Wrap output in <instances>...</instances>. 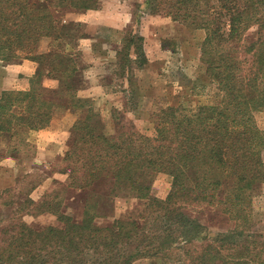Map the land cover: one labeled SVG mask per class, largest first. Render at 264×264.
<instances>
[{"label":"trees","instance_id":"16d2710c","mask_svg":"<svg viewBox=\"0 0 264 264\" xmlns=\"http://www.w3.org/2000/svg\"><path fill=\"white\" fill-rule=\"evenodd\" d=\"M144 4L152 15L204 31L205 72L195 88L214 84L220 92L193 108L177 102L160 109L151 135L124 115L108 124L79 96L87 66L78 45L88 33L68 19L98 9L100 0H0V63L37 64L28 90L0 96V162L18 159L59 109L77 115L62 160L67 180L36 205L59 226L21 223L4 240L0 264H264V231L254 210L264 186V130L255 118L264 113V0ZM44 39L51 48L39 53ZM143 40L130 35L123 41L122 77L133 63L148 64ZM159 174L172 180L165 199L152 195ZM118 197L138 205L115 218ZM199 215L228 226L213 231Z\"/></svg>","mask_w":264,"mask_h":264},{"label":"rangeland","instance_id":"374dc122","mask_svg":"<svg viewBox=\"0 0 264 264\" xmlns=\"http://www.w3.org/2000/svg\"><path fill=\"white\" fill-rule=\"evenodd\" d=\"M143 7H146L144 3L143 6L136 4L132 10L133 19L123 32L111 31L100 26L92 27V29L87 28L84 23L76 20L85 12L70 14L68 20L83 24L82 32L99 35L98 57L96 58L104 61L103 65L98 64V68L100 66L102 68L103 82L110 87L109 89L114 87L119 90V88L124 87L128 91L124 96L117 95L116 97L96 98L87 96V89L90 85L88 77L92 79V76L94 77L96 74L94 72H91V75L88 74V65L82 56L81 60L87 66L83 72L86 83L84 88L79 91V96L89 99L95 110L101 113L108 124L115 115H124V118L132 121L141 133L151 135L154 130L156 114L159 113L160 109L169 104L178 105L177 102L186 103L187 107L193 108L198 104L212 102L210 100L218 97L220 92L214 84L205 89L195 88L196 81L205 72L200 60V46L206 36L204 31L177 25L171 18H165V14L148 19L149 23L145 19L142 21L144 15L141 12L144 11L152 15ZM145 22L149 28L140 32L141 24ZM143 34L145 35L143 47L148 58V64L141 69L133 63L126 70L125 77H122L123 74H121L117 64L118 57L117 63L111 62L115 60V52L122 49L126 36ZM102 41L107 43L108 48L102 46ZM50 48L49 40L44 39L38 48V52L46 53ZM78 49L81 52L79 45ZM0 78H3V72H0ZM128 78L131 80L130 85L126 83ZM44 84L49 88L57 87V81L54 80H45ZM123 103L124 106L127 105L126 111L114 110L116 104ZM70 112L77 120V115L72 111ZM62 113L66 114V111ZM60 116L61 114L56 119ZM255 118L258 126L264 130V113L257 114ZM35 133L31 136L30 146L19 153L18 159L14 158L17 161L14 173L16 176L15 185L0 193V250L4 249L6 245L4 240L9 239L11 234L19 231L21 223L40 228L59 226L55 215L40 214L36 205L46 195L57 191L58 182H66L67 175L62 173L66 169V163L62 161L64 158L62 156L38 153ZM171 181L168 175L159 174L153 183L152 195L159 199H165L171 189ZM35 189L36 191H34ZM137 205V200L126 197L116 198L114 217H122ZM71 210L73 211V209ZM254 210L257 229L264 231V186L260 194L254 199ZM199 217L204 222L210 223L214 228L213 231H217L218 227L228 226L221 218H217L211 223L207 216L199 215ZM134 264H159V261L140 259Z\"/></svg>","mask_w":264,"mask_h":264},{"label":"crops","instance_id":"0c3cea01","mask_svg":"<svg viewBox=\"0 0 264 264\" xmlns=\"http://www.w3.org/2000/svg\"><path fill=\"white\" fill-rule=\"evenodd\" d=\"M100 7L96 10H89L76 20L84 23L87 28L92 27H103L105 29L117 32H123L125 28L133 19V8L136 4H142L144 0H100ZM144 8V7H143ZM144 10V9H143ZM144 17L142 21L150 18H156L161 15H150L146 12H141ZM165 18H169L166 15ZM172 20V19H171ZM149 23V22H148ZM163 27V26H162ZM147 23H142L140 27V32L148 29ZM143 38L145 35H141ZM123 41V40H122ZM99 44V35L88 34L84 39L79 42V48L81 49L83 59L88 65L87 72L91 75V72L95 73L96 76H92L90 80V85L88 87L87 96L90 97H104V96H124L128 91L127 88H119V90L114 87L109 89L107 85L103 82V76L101 75L102 68L99 65H103L104 61L100 60L98 57L97 50ZM102 46L108 48L106 42L102 41ZM145 50V49H144ZM118 52H115V60L111 61L117 63ZM94 64V65H93ZM37 71V64L31 60H23L17 65H3L0 63V72H3V78H0V96L5 91L20 90L25 91L30 87V80L35 75ZM99 71V73H98ZM86 90V91H87ZM119 99V97H117ZM123 104H116L115 111L127 109V105L124 107ZM123 107V108H122ZM62 113V112H65ZM61 116L56 119L57 116ZM76 119L72 113L65 109H59L54 118L52 119L50 125L39 132L35 133V143L37 145L38 153L48 154V155H59L64 157L67 149L68 142L70 138V131L75 123ZM51 158V157H49ZM17 161L14 158L7 157L0 162V193L14 186L15 181V168ZM36 191V189L34 190Z\"/></svg>","mask_w":264,"mask_h":264}]
</instances>
